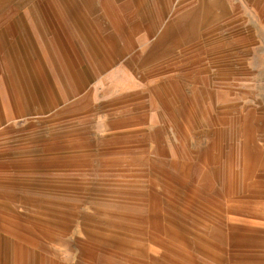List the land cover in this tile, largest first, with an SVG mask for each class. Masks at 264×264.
<instances>
[{"label":"rangeland","instance_id":"rangeland-1","mask_svg":"<svg viewBox=\"0 0 264 264\" xmlns=\"http://www.w3.org/2000/svg\"><path fill=\"white\" fill-rule=\"evenodd\" d=\"M0 264H264V0H0Z\"/></svg>","mask_w":264,"mask_h":264},{"label":"crops","instance_id":"crops-1","mask_svg":"<svg viewBox=\"0 0 264 264\" xmlns=\"http://www.w3.org/2000/svg\"><path fill=\"white\" fill-rule=\"evenodd\" d=\"M4 87H5L4 84L0 82V95L6 94V90Z\"/></svg>","mask_w":264,"mask_h":264}]
</instances>
